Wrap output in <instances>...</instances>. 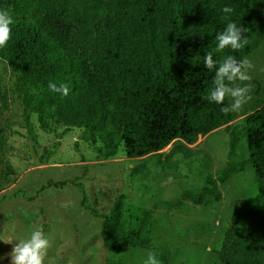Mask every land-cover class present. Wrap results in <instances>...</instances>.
Here are the masks:
<instances>
[{"label": "trees", "instance_id": "16d2710c", "mask_svg": "<svg viewBox=\"0 0 264 264\" xmlns=\"http://www.w3.org/2000/svg\"><path fill=\"white\" fill-rule=\"evenodd\" d=\"M225 6L233 13L225 15ZM0 10L15 21L11 39L0 48V61L13 78L10 91L36 114L41 130L78 129L102 159L120 148L126 158L138 159L176 140L192 145L232 121L233 113L205 99L214 73L203 65L204 56L229 22L248 29V44L214 58L244 59L264 41V0H0ZM50 81L66 83L69 96L50 92ZM8 103L0 77V116ZM242 132L247 157L232 162L237 138L229 134L224 167L215 178L206 173L197 192L185 191L135 216L125 214L118 195L100 216L101 246L114 254L151 251L168 264L150 240L152 212L179 210L184 201L218 202L217 186L249 166L253 188L242 195L241 212L223 232L214 264H264V106L245 117ZM4 142L0 130V149ZM176 164L169 161L163 169ZM202 165L207 168L208 157Z\"/></svg>", "mask_w": 264, "mask_h": 264}, {"label": "rangeland", "instance_id": "374dc122", "mask_svg": "<svg viewBox=\"0 0 264 264\" xmlns=\"http://www.w3.org/2000/svg\"><path fill=\"white\" fill-rule=\"evenodd\" d=\"M246 58L253 64L249 71L252 100L233 113L232 121L192 145L176 140L138 159L126 158L121 148L114 157H97L78 129L51 125L41 130L35 116L10 91L13 78L0 61V77L9 99L7 111L0 116L5 135L0 149V240L13 241H0V257H4L0 264H10L7 254L13 245L37 229L48 235L51 244L45 264H143L148 253L144 250L114 254L101 246L100 216L110 210L118 195L124 197L125 214L135 216L155 204L174 202L185 191L197 192L204 186L206 173L215 178L224 167L229 134L237 138L232 162L247 157L243 122L264 106V41ZM171 147L176 150L167 160ZM169 161L178 164L163 169ZM252 188V170L245 166L217 186L218 202L208 199L197 206L184 201L179 210L153 211L152 245L168 264H214L222 234L241 212L242 195Z\"/></svg>", "mask_w": 264, "mask_h": 264}, {"label": "clouds", "instance_id": "9594fccd", "mask_svg": "<svg viewBox=\"0 0 264 264\" xmlns=\"http://www.w3.org/2000/svg\"><path fill=\"white\" fill-rule=\"evenodd\" d=\"M233 11L234 9L229 6L222 8L225 15ZM14 23L8 11L0 10V48H4L11 39ZM246 32H248L247 28L238 26L235 22L227 23L223 31L216 35L215 46L206 51L204 56L203 65L208 72L214 73L205 99L209 103L221 106L220 111L225 114L240 112L252 100L249 71L253 68V64L246 57L238 60L234 55L229 54L216 59L214 55L224 53L226 49L233 52L243 49L248 44V37L244 36ZM47 87L50 92L62 97L69 96L71 92L70 87L63 82L57 84L50 81ZM226 100H228L227 105H225ZM0 241L6 244L13 243L10 239ZM50 247L48 235L42 229H37L33 230L27 239L17 241L7 255L10 257V264H45ZM143 264H161V261L154 252L149 251Z\"/></svg>", "mask_w": 264, "mask_h": 264}]
</instances>
